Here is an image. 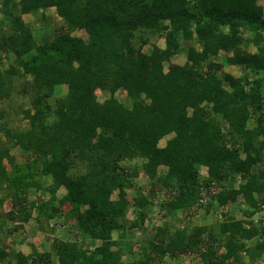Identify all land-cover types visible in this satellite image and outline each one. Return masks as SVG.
<instances>
[{"label": "trees", "instance_id": "16d2710c", "mask_svg": "<svg viewBox=\"0 0 264 264\" xmlns=\"http://www.w3.org/2000/svg\"><path fill=\"white\" fill-rule=\"evenodd\" d=\"M46 8H54L65 26L35 44L21 15ZM0 10L7 22L0 26V53H11L19 67L0 69V103L16 93L15 75L29 78L19 85L29 107H13L27 127L15 130L4 120L6 107L0 112V208L6 198L11 201L8 211H0V229L5 219L20 227L36 212L40 229L63 217L79 235L54 239V259L47 251L17 252L16 264H156L190 252L202 264H240L249 252L245 240L254 237V249L264 252V230L243 219L195 225L188 233L158 227L126 261L112 237L125 227L142 229L158 191L165 195L163 214L207 208L213 201L224 206L236 196L250 207L264 202V77H256L264 74V17L258 0H1ZM80 29L85 39L70 33ZM137 32L162 36L164 48L153 45L146 57L145 40L134 42ZM179 40L188 43L186 63L164 71L163 60ZM244 42L256 51L246 52ZM220 52L230 53L226 60L240 68L239 76L217 75L221 65L214 58ZM58 85L66 92L54 97ZM96 90L108 98L99 102ZM117 90L130 105L116 99ZM254 114L257 124L247 128ZM12 147L25 154L22 161ZM134 159L141 165H123ZM201 167L207 172L202 179ZM141 175L147 192L136 189L130 200L124 190ZM237 175L243 183L234 189ZM41 177L49 182L44 185ZM31 189L46 192L47 199L29 200ZM204 197L208 201L201 204ZM131 206L136 217L127 221ZM7 255L0 247V262Z\"/></svg>", "mask_w": 264, "mask_h": 264}, {"label": "rangeland", "instance_id": "374dc122", "mask_svg": "<svg viewBox=\"0 0 264 264\" xmlns=\"http://www.w3.org/2000/svg\"><path fill=\"white\" fill-rule=\"evenodd\" d=\"M258 3L263 7V17H264V0H258ZM1 4V0H0ZM1 11V10H0ZM24 22L29 26L31 29L35 44H44L52 39V36L57 33V30L60 27H64V21L56 14L54 8H46L38 11L36 14H22L21 15ZM7 25L6 20L3 19L1 12H0V26L5 27ZM68 30V29H67ZM71 35L77 36L80 38H86L87 34L82 30H71ZM245 37H249L250 34L248 32L244 33ZM141 39L145 40V44L142 45V52L147 57L149 52L152 49L153 45L163 49L164 48V40L163 37L160 35H151L146 32H137L135 33L134 42L135 44H139ZM190 43L192 45L197 46L195 40H191ZM188 43H185L183 40H179V47L175 51L173 55L169 58H164L163 60V67L164 71L167 70L169 65H176V66H183L186 63V46ZM243 49L246 52L253 53L256 51V47L249 42H244L242 45ZM230 55L227 52H220V54L214 58V61L221 65L220 71L217 72V75H222L223 73H230L233 76H239L241 74V70L237 66H233L229 64L226 58ZM0 69L5 70L9 66V64H13L15 69L19 70L18 65L14 62V57L11 53H0ZM256 77H264L262 72L256 74ZM14 90L16 93L13 94L12 100L2 101L0 103V112L2 109L6 107V111L8 115L4 117V120L8 121L15 130H21L27 127V121L23 118L22 113L20 111H14L13 107L20 110V107L23 109L28 108V101L27 99L19 92V85L23 82H26L27 77H23L22 75H15L14 76ZM224 87L228 90V84H224ZM66 92L65 85H58L54 88V97H59L64 95ZM109 94L106 91L96 90V97L99 102H102L106 98H108ZM115 97L118 101L130 105V100L127 99L124 91L117 90L115 92ZM205 106H208L204 103ZM190 112V109H188ZM257 114H254L250 119L247 120L246 127L252 128L257 124ZM221 128L223 131H226L227 123L224 120L220 122ZM173 135V133L166 134L163 136L159 142V146H163L166 141ZM2 139L4 137L1 135ZM5 142V141H3ZM11 153L17 157L18 161H22L25 157L19 148L12 147ZM244 154L241 153V156ZM123 165L127 167L134 168L136 166L141 165V161L138 159H134L132 161H124ZM163 168H159V172H162ZM200 171V179L206 175V171L204 167L199 169ZM82 171V169H80ZM77 173L79 171H76ZM41 180L44 185L49 182V179L46 177H41ZM148 180L141 176L133 178L134 187L125 189V194L131 200L133 197L137 195V190L143 191L144 193L147 192L148 186L146 183ZM232 185L234 189H238V187L243 183V180L240 176H235L232 179ZM146 187V189L144 188ZM136 191V192H135ZM64 193V189H60L57 193L58 196H61ZM28 199H47L48 195L46 192H35L34 190H29L28 192ZM113 198L116 197V194L112 195ZM153 199V205L147 211V216L145 221L142 225V229L140 228H123L114 230L112 237L116 239L121 246V248L125 251L122 255V259L124 261L129 260V251L134 252L136 255L140 252L141 245L145 243L147 237L151 236L152 233L158 227L165 228L168 233L172 234L175 230L182 231L184 233H188L190 229L195 225H216L218 222L225 218H232V219H243L244 225H247L249 217L254 215H261L259 213L258 208L250 207V205L245 204L242 202L240 196H236L235 200L232 202H228L224 206H218L216 201H213L212 206H202V207H195L191 209H184L180 211H174L168 214H163L159 207V203L165 199V195L163 192L155 193ZM208 201V199H207ZM10 199L6 198L4 200L3 205L0 208V211L6 212L9 210L11 204ZM264 203V202H261ZM260 203V204H261ZM260 204L258 207L260 208ZM258 210V212H254ZM252 213V214H251ZM34 215L36 212H33V215L28 220L22 222L19 226L17 221L13 220H4V225L0 229V247H2L5 251H7L8 255L0 264H16V260L14 258L15 253H21L23 256L30 254L33 251H37V253L43 252H50L52 258L54 259L53 255V248L52 242L56 238H70V239H77L79 235L76 229L73 227L71 223L64 222L63 217H55L50 219L47 222V228L42 230L38 227V225L34 221ZM134 207H130L127 215L126 220L131 221L134 219ZM42 223L46 225L45 221L43 220ZM254 223V222H252ZM254 224H257L256 222ZM259 224V223H258ZM53 230H50V228ZM256 237L251 238L249 240H245V246L249 250V252L242 253V259L240 264H264V252H258L254 249ZM84 243L88 247H92L94 244L91 243L89 240H85ZM145 245V244H144ZM220 252H223L224 249L220 248ZM202 264L200 258L198 257L195 252H190L188 254L180 255L175 258L164 257L161 262L156 264Z\"/></svg>", "mask_w": 264, "mask_h": 264}, {"label": "built area", "instance_id": "2783aa9c", "mask_svg": "<svg viewBox=\"0 0 264 264\" xmlns=\"http://www.w3.org/2000/svg\"><path fill=\"white\" fill-rule=\"evenodd\" d=\"M202 194H203V192L201 193V195ZM206 200H207V198L204 197V198H200L199 201L201 202V204H204V203H206ZM260 206H261L260 208L259 207H257V208H258L259 213L261 215H254L252 217H249L248 220H251V222H254V223L256 222L257 224L259 223L261 228L264 230V203H261ZM258 210L255 209L254 212H258Z\"/></svg>", "mask_w": 264, "mask_h": 264}, {"label": "crops", "instance_id": "0c3cea01", "mask_svg": "<svg viewBox=\"0 0 264 264\" xmlns=\"http://www.w3.org/2000/svg\"><path fill=\"white\" fill-rule=\"evenodd\" d=\"M244 253V252H243Z\"/></svg>", "mask_w": 264, "mask_h": 264}]
</instances>
